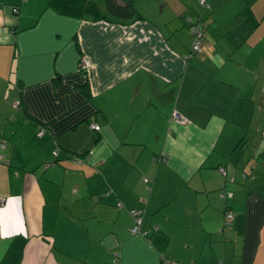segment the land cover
Returning <instances> with one entry per match:
<instances>
[{"label":"crops","instance_id":"crops-1","mask_svg":"<svg viewBox=\"0 0 264 264\" xmlns=\"http://www.w3.org/2000/svg\"><path fill=\"white\" fill-rule=\"evenodd\" d=\"M152 1L120 26L0 0V264H264V0H209L196 54L197 1Z\"/></svg>","mask_w":264,"mask_h":264},{"label":"trees","instance_id":"trees-1","mask_svg":"<svg viewBox=\"0 0 264 264\" xmlns=\"http://www.w3.org/2000/svg\"><path fill=\"white\" fill-rule=\"evenodd\" d=\"M132 3H133V0H46V8L51 10L57 15H61V16L68 17V18L79 19V20L87 21L91 23L104 22L109 25L128 26L132 24L133 22H136L142 19L141 15L136 13ZM197 3H198V0H197ZM197 5L200 7L199 3ZM200 9L201 11L196 13L195 19L192 22L188 23L189 24L188 28H190L191 26H199L201 29L200 31L202 33V37H203V32L201 28L202 21H201L200 14L202 13V11L206 13L207 10H204L201 7ZM192 54H196V53H192ZM83 80H84V83L82 86L83 93L85 94V96L88 97L89 91H88L87 78H86L85 73L83 74ZM13 103H16L15 105L13 104V107L17 108L18 101H15ZM169 120L171 121L170 118ZM91 125L92 124H90V126ZM39 130L43 131V128L40 127L37 131ZM0 144H3L4 146V141H0ZM57 153H58L57 149L51 151V155L53 157H56ZM261 154H264V149ZM144 180L147 182L146 179H143V183H146L144 182ZM131 211H139V214H138L139 219H140V212H141L139 209L138 210L133 209L128 212L131 218V226L129 228V231L133 227V217L130 215ZM140 224H141V219H140ZM223 231H228V230L223 229V227L221 226V228L219 229V232L222 233ZM137 235L138 236L145 235V231L141 230L140 225H139V233L136 234V236Z\"/></svg>","mask_w":264,"mask_h":264},{"label":"built area","instance_id":"built-area-1","mask_svg":"<svg viewBox=\"0 0 264 264\" xmlns=\"http://www.w3.org/2000/svg\"><path fill=\"white\" fill-rule=\"evenodd\" d=\"M208 1L209 0H198V3L200 5V7L204 10H208L209 6H208ZM13 12H16V9H13ZM190 30V35H191V46H190V51L191 53H198L200 51V41L202 38V33H201V29L199 26H191L189 28ZM89 66V62L86 59H82L79 63V70L82 72H84L85 69H87ZM262 101L264 103V88L262 90ZM14 105L16 103H13ZM170 119L173 123H176L178 125H184L186 123V119L180 115L178 112L173 111L171 113ZM92 129H97V127L95 125L91 126ZM43 131L39 130L37 135H40ZM0 148H3V144H0ZM54 154V153H53ZM73 162L76 163L75 160H73ZM144 182H146L144 180ZM232 197L231 193H223L220 194V198L222 199H230ZM3 205V200L0 199V207ZM138 214L139 211H131L130 215L133 217V227L130 229V234L131 235H136L139 233V225H140V219L138 218ZM233 221V214L229 211V210H225L223 212V224L222 227L225 230H229L231 227V223Z\"/></svg>","mask_w":264,"mask_h":264},{"label":"rangeland","instance_id":"rangeland-1","mask_svg":"<svg viewBox=\"0 0 264 264\" xmlns=\"http://www.w3.org/2000/svg\"><path fill=\"white\" fill-rule=\"evenodd\" d=\"M197 1V0H196ZM133 7H134V9H135V11H136V13L137 14H140L141 16H143L144 17V15H142L143 13H142V11L144 12L145 11V13L146 14H150L151 12H153V11H155V12H153L154 14H157L158 13V10H159V8H158V6L160 5V3L159 4H154L153 3V1L152 0H133ZM198 4V3H197ZM197 4H195V8L198 10V12L199 11H201V9H200V7L197 5ZM157 6V7H156ZM149 20V19H148ZM186 30V29H185ZM187 34H189V37H190V44H191V35H190V30H189V28H187ZM263 141H264V136L262 137V140H261V151L264 149V143H263ZM254 177H255V175H254ZM3 206V205H2Z\"/></svg>","mask_w":264,"mask_h":264},{"label":"water","instance_id":"water-1","mask_svg":"<svg viewBox=\"0 0 264 264\" xmlns=\"http://www.w3.org/2000/svg\"><path fill=\"white\" fill-rule=\"evenodd\" d=\"M92 125H93V124H92ZM92 125H91V126H92ZM91 126H90V128L92 129V127H91ZM95 126H96V125H95ZM96 127H97V126H96ZM97 129H98V127H97ZM97 129H94V130H97Z\"/></svg>","mask_w":264,"mask_h":264},{"label":"flooded vegetation","instance_id":"flooded-vegetation-1","mask_svg":"<svg viewBox=\"0 0 264 264\" xmlns=\"http://www.w3.org/2000/svg\"><path fill=\"white\" fill-rule=\"evenodd\" d=\"M87 78V77H86Z\"/></svg>","mask_w":264,"mask_h":264}]
</instances>
